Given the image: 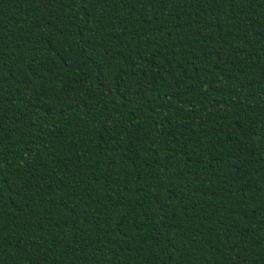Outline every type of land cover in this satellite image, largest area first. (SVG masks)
<instances>
[{
    "label": "trees",
    "instance_id": "16d2710c",
    "mask_svg": "<svg viewBox=\"0 0 264 264\" xmlns=\"http://www.w3.org/2000/svg\"><path fill=\"white\" fill-rule=\"evenodd\" d=\"M0 264H264V0H0Z\"/></svg>",
    "mask_w": 264,
    "mask_h": 264
}]
</instances>
